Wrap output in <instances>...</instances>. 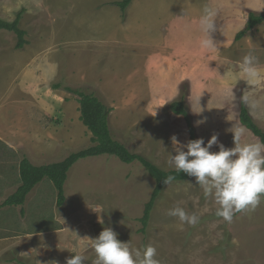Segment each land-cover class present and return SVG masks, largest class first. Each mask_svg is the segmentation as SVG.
Listing matches in <instances>:
<instances>
[{
	"label": "rangeland",
	"instance_id": "374dc122",
	"mask_svg": "<svg viewBox=\"0 0 264 264\" xmlns=\"http://www.w3.org/2000/svg\"><path fill=\"white\" fill-rule=\"evenodd\" d=\"M118 1L121 0H0L2 20L12 21L24 10L21 28L28 40L23 50H15V36L0 32V62L46 58L47 62H62L66 71L72 60L81 72L84 58L76 61L75 56L52 48L68 37L71 42L91 39L89 48L93 49L102 46L100 41H112L113 37L125 41L123 45L132 41L157 50L186 45L203 51L205 58L201 62H153L154 71L148 72L151 65L138 66L131 62V55L130 60L129 54L123 57L111 50L103 54L100 65L107 72L105 78L71 87L60 81L59 85L94 92L112 109L109 126L115 139L163 170L173 169L169 166L171 154L175 155L171 138L175 135L182 144L188 142L184 120L167 109L181 96L196 136L205 144L215 134L220 144L232 148L233 131L237 129H243L242 142L258 140L240 124L239 102L245 94L260 102L256 108L244 104L258 127L264 129V80L249 85L239 75L238 66L254 50L264 72V49L239 50L245 37L235 41V36L244 29L250 12L264 14V0H133L124 12L112 5ZM208 4L218 9L216 31L212 34L218 45L212 51L197 43L198 20ZM254 29L247 33L251 32V36L246 35L248 40H262L264 23L262 28L259 25ZM210 55L217 56L220 62H209ZM87 62L90 69L93 62ZM12 69L4 72L0 67V75L6 77ZM6 85L2 79L0 86ZM90 145L71 144L69 153ZM212 151H219L218 145H213ZM152 188V179L137 163L127 165L107 155L80 160L70 169L64 185L67 206L61 208L60 233L44 236V243L36 250H31L29 243L11 247L5 257L25 259L31 264H66L79 252L86 257L85 264H94L96 255L90 238L110 227L118 233L119 240L133 247L155 246L160 264H264V199L255 211L237 213L227 223L216 216L218 205L214 199L206 198L195 177H190L165 186L141 234L138 219ZM177 206L197 214L199 223L191 226L169 216L168 211ZM45 214L50 216L51 211ZM50 223L51 219L45 218L42 229H50ZM39 227L29 217L20 231Z\"/></svg>",
	"mask_w": 264,
	"mask_h": 264
},
{
	"label": "crops",
	"instance_id": "0c3cea01",
	"mask_svg": "<svg viewBox=\"0 0 264 264\" xmlns=\"http://www.w3.org/2000/svg\"><path fill=\"white\" fill-rule=\"evenodd\" d=\"M260 26L262 28V24ZM254 31L256 29L251 30ZM261 31L264 32L263 29ZM250 33L246 35L251 36ZM246 35L239 45V50L264 49V38L250 41ZM68 38H64L62 42L58 41L52 48L55 51V48L65 51L70 57L75 56L76 61L84 58V68H81V72L72 60L71 68L66 71L62 62H47L46 58H36L31 62H0L4 72H10L13 67L11 74L6 77L0 75V83L2 79L7 83L4 87L0 86V264H15L14 259L5 257L11 247L29 243L30 249L36 250L39 244L44 243V236L58 235L63 218L61 208L67 206L66 203L61 207L57 205V191L52 182L46 179L32 189L23 205H5V201L21 185V161L26 159L33 166L49 165L67 157L71 144H91L90 132L79 123L80 112L76 98L61 87L52 89L53 86L64 81L71 87L80 82L94 81L101 76L105 78L107 72H103L100 65L103 62V54L106 56L111 50L123 57L129 54L127 57L130 60L133 57L131 62L138 66L144 64L148 68L151 65L148 72L154 71L153 62H199L198 59L201 62L202 58H205L203 51L186 45H173L175 49L169 47L157 50L132 41L129 45H123L125 41L113 37L112 41H106L107 44L105 40L100 41L102 46L93 49L89 48L91 39H75L71 42V38ZM208 58L209 62H220L217 56L210 55ZM89 60L93 63L89 66L91 68L87 69ZM48 211H51L50 216L45 214ZM29 217L41 227L35 231L21 232L20 227L27 224ZM45 218L51 219L50 229L46 231L42 229Z\"/></svg>",
	"mask_w": 264,
	"mask_h": 264
},
{
	"label": "clouds",
	"instance_id": "9594fccd",
	"mask_svg": "<svg viewBox=\"0 0 264 264\" xmlns=\"http://www.w3.org/2000/svg\"><path fill=\"white\" fill-rule=\"evenodd\" d=\"M217 17L218 9L214 5L208 4L202 8L197 43L207 51L216 49L218 45L212 38ZM238 72L252 86L264 80V72L254 50L243 57ZM241 100L253 108L260 103L248 94L243 95ZM233 133L232 148L220 144L215 134L206 144L203 138L182 144L174 135L171 140L175 155L171 154L169 160V166L176 172L195 177L204 196L212 197L218 205L216 216L227 223H231L237 213L255 211L264 199V141L242 142L243 129ZM213 145H218L219 151H212ZM174 180V176L168 175L163 183L168 186ZM167 214L191 226L197 225L200 220L197 214L189 213L179 206L170 209ZM90 240L96 255L94 264H160L155 246L147 244L141 248L133 247L130 242L119 240L118 233L110 227H105ZM85 260L86 257L77 252L66 260V264H85Z\"/></svg>",
	"mask_w": 264,
	"mask_h": 264
},
{
	"label": "trees",
	"instance_id": "16d2710c",
	"mask_svg": "<svg viewBox=\"0 0 264 264\" xmlns=\"http://www.w3.org/2000/svg\"><path fill=\"white\" fill-rule=\"evenodd\" d=\"M133 0H121L114 2L112 5L118 7L124 12ZM24 10H20L12 21L0 19V32L5 31L12 33L16 38L15 50H23L28 44L26 31L21 28V19ZM264 23V14H254L250 12L243 30L235 36V41H239L249 31ZM64 88L69 94L77 97L79 105L80 121L91 134V145L79 151L70 153L62 161L44 165L33 166L28 160L23 159L19 166L21 185L16 192L11 195L5 205L20 206L25 203L27 195L42 180L47 179L52 182L57 191V205L61 207L65 203L64 185L67 180L70 169L80 160L99 157L113 156L120 162L131 165L137 163L153 181V188L148 201L143 206L142 216L138 219L141 225L140 233L144 234L150 221L151 212L157 199L165 188L163 180L172 175L175 177L173 183H182L191 176L186 173H178L174 169L163 170L152 163L144 156L130 151L125 144L116 140L109 126V116L112 109L104 103L94 92H86L81 89H74L67 86L56 85L54 89ZM167 109L174 115L182 117L184 120L188 141L197 139L195 128L192 124L191 117L186 110L184 98L171 102ZM239 121L240 124L249 131L255 138L264 141V129L258 127L250 116L245 104L239 102ZM16 264H31L27 260H13Z\"/></svg>",
	"mask_w": 264,
	"mask_h": 264
}]
</instances>
